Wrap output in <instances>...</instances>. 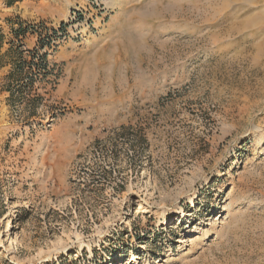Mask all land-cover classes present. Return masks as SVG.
Instances as JSON below:
<instances>
[{
    "label": "rangeland",
    "instance_id": "rangeland-1",
    "mask_svg": "<svg viewBox=\"0 0 264 264\" xmlns=\"http://www.w3.org/2000/svg\"><path fill=\"white\" fill-rule=\"evenodd\" d=\"M98 1L0 0L67 29L35 109L0 48V264H264V0Z\"/></svg>",
    "mask_w": 264,
    "mask_h": 264
},
{
    "label": "trees",
    "instance_id": "trees-1",
    "mask_svg": "<svg viewBox=\"0 0 264 264\" xmlns=\"http://www.w3.org/2000/svg\"><path fill=\"white\" fill-rule=\"evenodd\" d=\"M7 24L9 40H5L3 32L0 30V48L4 42L9 47L7 53L9 67L3 77L1 89L8 92L9 99L17 97L19 103L31 104L35 109L38 106V102L35 103V101L42 99L41 96L33 94L35 83L40 76L45 77L51 73L48 51L55 46L60 35L66 34V24L60 23L57 28H54L48 27L44 20L35 23L22 21L18 17L7 19ZM27 34H34L37 38L35 46L31 49L27 48L24 42ZM2 66L4 64L0 62V67ZM33 115L34 113L30 116ZM128 131H130V127L122 125L116 136H125ZM113 159L115 160V158ZM100 175L105 181L111 178V172L108 170H102ZM94 180L91 178V183Z\"/></svg>",
    "mask_w": 264,
    "mask_h": 264
},
{
    "label": "built area",
    "instance_id": "built-area-1",
    "mask_svg": "<svg viewBox=\"0 0 264 264\" xmlns=\"http://www.w3.org/2000/svg\"><path fill=\"white\" fill-rule=\"evenodd\" d=\"M90 5L93 7H100V3L98 0H89ZM91 9V7H89ZM98 10V9H97ZM101 10V9H99ZM87 11H84V9H79L76 11H72L69 15V24H85L87 28H91L90 22L88 21L89 16L87 14ZM67 32V29H66ZM56 43V42H55Z\"/></svg>",
    "mask_w": 264,
    "mask_h": 264
},
{
    "label": "crops",
    "instance_id": "crops-1",
    "mask_svg": "<svg viewBox=\"0 0 264 264\" xmlns=\"http://www.w3.org/2000/svg\"><path fill=\"white\" fill-rule=\"evenodd\" d=\"M40 20H43L44 17L40 16L38 17ZM38 18L36 20H38ZM63 22V20L60 21V23ZM101 37V36H100ZM98 37V38H100ZM30 39V45H28L27 41ZM37 41L36 35L34 34H27L26 37L24 38V42L27 48L31 49L35 46Z\"/></svg>",
    "mask_w": 264,
    "mask_h": 264
}]
</instances>
